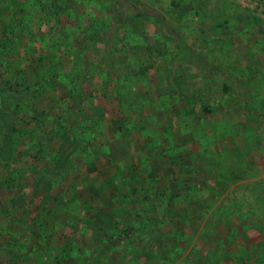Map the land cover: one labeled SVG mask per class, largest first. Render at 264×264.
I'll return each instance as SVG.
<instances>
[{
    "label": "rangeland",
    "instance_id": "rangeland-1",
    "mask_svg": "<svg viewBox=\"0 0 264 264\" xmlns=\"http://www.w3.org/2000/svg\"><path fill=\"white\" fill-rule=\"evenodd\" d=\"M262 4L0 0V264H264Z\"/></svg>",
    "mask_w": 264,
    "mask_h": 264
},
{
    "label": "trees",
    "instance_id": "trees-1",
    "mask_svg": "<svg viewBox=\"0 0 264 264\" xmlns=\"http://www.w3.org/2000/svg\"><path fill=\"white\" fill-rule=\"evenodd\" d=\"M194 2V0H191V2ZM262 10H263V12H264V4H262ZM56 8L58 9V10H60V8H61V6L60 5H55V10H56ZM43 11V10H42ZM56 15H57V12H54ZM56 15H54V16H56ZM208 17V16H207ZM9 19H10V17H9ZM210 20H214L213 18H210ZM11 23H12V21L10 22V24H8V27L6 28V29H4L5 27H4V24L3 25H1V30H0V33L2 34V36H3V38H4V40H5V38H6V36H8V35H11V27H10V25H11ZM221 23V20H216V23L215 24H220ZM14 27V26H13ZM40 82L42 83V82H47L48 83V80L47 79H40ZM40 85V83H34V84H31V85H27L26 87H24V89L23 90H19V91H12V94H14V95H19L20 93H22V92H24V93H27V95L26 96H28L29 94H28V92H29V90L31 89V88H36V87H38ZM27 108H29V109H31V110H33L34 108L33 107H29V106H26ZM93 171H95V168H94V166L93 165H91V167L88 169V172H93Z\"/></svg>",
    "mask_w": 264,
    "mask_h": 264
},
{
    "label": "crops",
    "instance_id": "crops-1",
    "mask_svg": "<svg viewBox=\"0 0 264 264\" xmlns=\"http://www.w3.org/2000/svg\"><path fill=\"white\" fill-rule=\"evenodd\" d=\"M263 14H264V12H263ZM0 18H2V17H0ZM260 18H264L263 17V15H260ZM0 35H1V33H0ZM2 40H1V38H0V42H1ZM263 41H264V38H263ZM264 43V42H263ZM258 80H259V77L257 78ZM256 84H258V83H256ZM250 90H251V92L252 93H254V90H256L255 92H256V96H257V98H256V100H257V112H252V111H247V112H245L246 114H248V115H256V116H259V115H261V116H264V94L262 93V92H264V87L262 86V85H260L259 87H257V85H256V88H253V86L251 87V88H249ZM261 94V95H260ZM262 106V107H261ZM260 110V111H259ZM255 116V117H256ZM262 123V122H261ZM3 125V124H2ZM5 126V125H4ZM261 127H264V122L260 125ZM2 127V126H1ZM6 127V126H5ZM248 127V126H247ZM263 130H264V128H262Z\"/></svg>",
    "mask_w": 264,
    "mask_h": 264
}]
</instances>
